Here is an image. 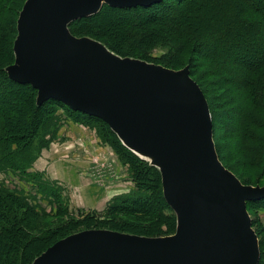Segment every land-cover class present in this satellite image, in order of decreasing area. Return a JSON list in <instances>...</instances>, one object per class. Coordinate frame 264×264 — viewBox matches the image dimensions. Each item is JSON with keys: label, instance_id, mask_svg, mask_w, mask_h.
Returning <instances> with one entry per match:
<instances>
[{"label": "water", "instance_id": "95a60500", "mask_svg": "<svg viewBox=\"0 0 264 264\" xmlns=\"http://www.w3.org/2000/svg\"><path fill=\"white\" fill-rule=\"evenodd\" d=\"M160 1L26 0L22 6L9 79L36 90L37 106L52 99L95 117L127 150L151 158L176 216L171 236L86 230L57 241L32 264L259 263L246 203L264 199V188L242 185L219 162L208 104L188 67L174 71L121 58L68 31L103 5L124 9Z\"/></svg>", "mask_w": 264, "mask_h": 264}, {"label": "rangeland", "instance_id": "374dc122", "mask_svg": "<svg viewBox=\"0 0 264 264\" xmlns=\"http://www.w3.org/2000/svg\"><path fill=\"white\" fill-rule=\"evenodd\" d=\"M5 1L6 0H4V2L3 0H0V6H5V11L2 12L4 13V24L0 26V30L4 27L3 34H6L7 46L5 45V40H3L2 44L4 45L2 49H4V51H1L4 55L2 54L1 56L6 57L3 63V68L6 66L8 68L12 66L15 61V56L12 59L11 54H9L11 51V45L13 51V44H10V42L13 40L14 43L16 38V23L18 15L26 0H12L11 2ZM166 2V4H176L175 0H167ZM238 3L230 7L228 6L227 9H225L226 11L224 10L222 14H217L215 9H213V24H210L211 20L209 19H213V16L209 17V15L206 14L207 11L205 10V14L203 13V15L205 18L207 17L205 22L206 27H202L203 30L200 27L197 31L198 35L184 39L183 35H180V33L178 34L181 38V42L185 45V50L179 51L177 56H170L168 54L169 52L167 49L160 45V43H162L160 38L156 37L153 39L148 35L147 30L157 27V25L147 23V20L145 19H148V17L146 13L142 12H132L123 15L107 12L98 19L78 21L73 26L75 32L71 31L70 28H68V31L73 37L87 38L91 41L102 44L112 53L120 56L121 58L137 59L148 64L159 65L163 68H167L163 66V62L168 59L176 65L167 69L174 71L182 70L188 67L191 79L203 88L210 103V108L208 107L209 112L211 118H214V128L212 126V141L214 143L215 152L219 162L230 173L233 171L237 176L233 173L232 174L242 185L253 188H264V148L260 143L261 140L255 139L243 142V145L249 146L250 151H248V155L243 152L244 149L239 144L240 140L239 143H237L238 136H236L234 132L235 126L233 124V118L236 113L235 111H237L240 106H243V104L245 106L246 103H248V107L250 108L247 90H241L238 87L234 88L230 85V83H228L231 81L232 73L227 74L225 73L226 71H219V75L215 73L214 75L211 74V71L213 67L215 68V66L218 70L224 69L231 71V69H233L246 72L245 69L247 65H254L258 61L262 60L264 58V32L256 35V33L250 31L249 29L248 31L239 30L235 32V34L237 33V36L228 33L225 37H221V40L219 38L218 40L216 39V41L214 40L212 42L207 40L209 37L206 39V28L210 29L209 27H211V25H214V28H217V30H220L221 28H223V30H230L233 27H236L234 26L235 22L233 21V18H231V14H233V12L237 9ZM209 8L211 9V7ZM229 8L232 9L230 10ZM191 9L192 8L187 11V14H189ZM173 12L174 11L169 9L168 13H170V15L167 17H173ZM199 14H201L200 10L196 13L193 12L192 15L198 17ZM179 22L180 25H182L184 23V19H181ZM127 24H133V26L138 28L134 30ZM10 27L11 30H9ZM201 36L206 41L204 45L200 47L199 44L201 43L199 41V37ZM138 40L143 43L150 42L153 45L147 48L148 51L145 52V49H142L139 45L137 46L136 42ZM154 41L156 42L153 43ZM228 46H240L239 48H241L243 52L240 59L234 60V56L228 57L226 55L227 48H224ZM204 54H212L216 60L226 57L229 61L227 64L219 67L216 64H211L212 62L208 63V61H206L207 57H205ZM143 55L145 58H142ZM164 58L166 59L164 60ZM237 76L238 74L232 75L234 78ZM250 76L253 77V75ZM246 78L244 77V79ZM0 82H3L1 73ZM2 85H4V83L0 85V96L2 97V102L1 99L0 102L4 109L5 107L3 102L5 103L7 108L6 111L9 114L11 121L14 122L22 119L21 125L23 126L24 124V127H28L26 134H29L31 131L30 127L33 125L34 121L40 122L47 116L50 117L51 114L57 117L53 120V126L44 127L41 131L40 136H44L45 143L37 158L39 157L41 151L43 149H47L48 146L62 145V141L59 137L62 129L66 127L65 124L67 122L71 121L86 126L95 133L100 142L109 146L118 158L119 164L122 165L124 173H126L129 181V195L136 191V184L131 178V172H135V170L139 168L145 169V166H149L152 167L153 170H150L148 176L146 175L145 178L141 179L139 192L148 193L155 189L153 191L154 194L156 193L158 200H161L162 181L159 170L151 165L149 161L143 159L138 161L132 160V158H129L127 154L125 156L122 151L120 152L122 157H120L119 153L115 151L110 142L106 141L107 137L112 139V136L109 130L102 123L89 119L84 120L83 123L74 120L70 117L71 113H68L59 105H53L52 103L47 104L46 106L44 105L41 110L37 111V113H39V119L35 114L36 110L33 111V108L29 105L28 101L30 93L27 89L23 90L18 88L15 90L13 87H7V85H4L5 87H3ZM253 113L254 114L251 115L250 118L247 120L244 119V124H242L241 127L249 129L251 123H261V125L264 124L262 123L264 121V111L255 109ZM74 116L76 118H80L77 115ZM15 128L16 131L11 130V133L15 132L19 134V125ZM250 128H253V132L257 137L260 139L263 138L264 130H257V127L254 128L252 126ZM251 134H253L252 131ZM120 144L122 145L121 142ZM258 148L259 150L257 151ZM128 159L132 162H130L131 168L129 162L127 161ZM93 161H96V158L93 159ZM96 165L97 166L89 175L99 186H105L104 173L106 171L108 172V170L104 168L103 165ZM136 166H139V168H136ZM229 169H231V171ZM0 176L2 178V180H0V188L7 191H0V196L4 197L7 201H12L11 206L0 207L2 215H9L12 206L16 203L15 201H18L21 204L19 207L20 210L24 209L30 211L27 212L28 215L26 216V220L24 221L25 223L22 228L23 230L21 232H15V229L17 230V226L13 223L7 226L5 224L2 225L9 230H7L8 236L6 235L0 239V264H32L34 259L42 254L47 247L52 246L54 243L67 236L86 230H108L120 234L147 238L171 236L176 230V216L171 213L169 209L164 207H161L160 209H157L158 206L152 207V216L157 219L147 218L146 216L132 218L133 216L130 214H128V216L123 214L118 215L116 212L111 215H106L105 210L110 202H108L105 209L101 212H85L74 209L73 207L71 208V202L65 194L64 188L52 184L47 180H43L41 178L42 176L39 174L37 179L40 182L38 181L37 185H35L36 179L23 180L17 172H12L11 170L0 172ZM39 183L50 186L52 185L51 190L53 193H46V191L42 189L38 190V188L40 189L43 187L42 185H39ZM59 205L65 207L67 206L66 214H56V210L59 208ZM246 210L251 220L252 230L255 232L258 241L260 254L258 264H264V199L253 202L248 201L246 203ZM86 216H88L87 221H83L82 218ZM90 217L94 218L90 220ZM39 234L45 235V237L34 239L35 236H38ZM27 240H29V242L27 245H24Z\"/></svg>", "mask_w": 264, "mask_h": 264}, {"label": "trees", "instance_id": "16d2710c", "mask_svg": "<svg viewBox=\"0 0 264 264\" xmlns=\"http://www.w3.org/2000/svg\"><path fill=\"white\" fill-rule=\"evenodd\" d=\"M11 2L12 0H6L5 2ZM167 0H161L160 2H157L151 6H147V7H143V6H137L135 8H124V9H119V8H113V7H109L107 5H103L102 8L99 10L98 13H96L95 15L86 17V18H81L78 20H75L74 22H72L68 28L71 29V31H74V24L78 21L81 20H90V19H98L100 16H102L104 13L107 12H113V13H118V14H127V13H132V12H142V13H146L148 19L146 22L149 24H154L157 25V27H153L150 28L149 30H147L148 35L155 39L156 37L160 38L162 40V43H160L161 46L165 47L167 49V51L169 52L168 54L170 56H177L179 54V51H184L185 50V45L181 42V38L178 35L180 33V35H183V38H187V37H192V36H196L198 35L197 31L198 29L201 27H206L205 22H206V18L204 17L203 13L205 14V10L207 11L206 14L209 15V17L213 16L212 18H209L211 20L210 24H213V20H214V12L212 11L213 9H215L217 14H222L223 11L225 9H227V7L235 5L237 4V9H236L233 14H231V18H233V21L235 22L234 26H236L234 29H230V30H223V28H221L220 30H217V28H214V25H211V27H209L210 29H207V36L206 39L208 41H216V39L218 40L221 37H225L228 33H231L232 35H235V32L237 31H241V30H247L248 29L250 31H253L254 33L259 34L263 31V27H264V0H175L176 4H166ZM186 1V2H185ZM4 2V0H3ZM183 5V6H181ZM3 7L0 6V26H2L4 24V20H3V14L2 12L5 11V6L2 5ZM23 6V5H22ZM211 7V9L209 8ZM171 9L173 12V17H167L170 15V13H168V10ZM192 8L189 11V14H187V11ZM22 9V7H21ZM230 10L232 8H229ZM200 10L201 14L198 15V17L193 16V12H198ZM229 10V11H230ZM221 11V12H220ZM226 11V10H225ZM163 18V19H160ZM175 19V20H174ZM184 19V23L182 25H180V20ZM165 22V23H164ZM120 23V21H119ZM129 27L133 28L134 30L138 27L133 26V24H127ZM202 25V26H201ZM3 28H1L0 30V73L3 79V82H0V85L2 83H4V85H7V87H13L15 90L19 89H23V90H28L30 93V98H29V105L33 108V111L36 110L35 114L37 115V118H39V113H37L38 110H41L44 105L46 106L47 104L52 103L53 105H59L60 107L64 108L68 113H71L70 117L73 118L74 120L80 121L83 123L84 120H95L97 122L102 123L111 133L112 139L110 138H104L106 141L110 142V144L114 147L115 151L119 153L120 157L121 156V151L123 152V154L132 158V160H142L140 159L138 156H136L135 154H133L132 152H130L129 150H127L124 146H122L118 140V138L116 137V135L114 133L111 132V130L109 129V127L101 120L92 117V116H88L85 114H82L80 112H74L72 110H70L69 108H67L66 106H64L63 104L54 101L52 99L44 102L41 106H37L36 105V90H34L31 86L29 85H22V84H18L12 80L9 79L7 73H6V68H3V63L6 59V57L1 56L3 53L2 51H4V49H2L3 45L2 41L5 40V45L7 46L6 43V34H3ZM155 28V29H154ZM162 28V29H161ZM238 28V29H237ZM205 29V30H206ZM11 30V27L10 29ZM203 30V29H202ZM17 31V30H16ZM230 31V32H229ZM75 32V31H74ZM17 34V32H16ZM3 36V37H2ZM203 36V35H202ZM199 37V41L201 44L200 47L202 45H204L205 43V39L203 37ZM136 37V36H135ZM138 38V37H137ZM149 38V39H151ZM141 40V39H140ZM156 41H154L153 43H155ZM137 46L139 45L142 49H145V52L148 51L147 48H149L150 46H152L153 44L148 42V43H143L141 41H137ZM10 44H13V40L12 42H10ZM238 47H225L224 49H226L227 53L226 55L229 56H234V60L240 59V56H242V50L241 48ZM2 50V51H1ZM9 54H11L12 59L14 58V53L12 51V45H11V51L9 52ZM4 55V54H3ZM7 56V55H5ZM203 56V55H202ZM205 57H207L206 61H208V63L211 64H216L217 66H223L225 64L228 63V59H226V57L216 60L214 55L212 54H204ZM142 58H145V56L143 55ZM140 58V59H142ZM148 58V57H147ZM166 58H164L165 60ZM176 65L175 63L169 61L168 59L165 60L163 62V66L167 67V68H172L171 66ZM210 67V64H209ZM210 69V68H208ZM231 69V68H230ZM245 69V68H244ZM246 72L245 71H241V70H224V69H219L215 66V68L213 67L212 69V75L217 74L219 75V71H226L225 73L227 74H231V81L228 82L230 83V85H232V87H238L241 90L242 89H246L247 90V94H248V99H249V105L250 108L248 107V103H246V105L244 106H240L239 109L237 111H235V115L233 118V124H234V132L236 134L237 137V143H239L240 140V145L241 147L244 149V153L249 155L250 149L249 146L247 145H243V142H246L248 140H261L260 143L261 145H263L264 148V136L262 139H260L259 137H257L254 132H253V128H250L251 126L256 128L257 130H264V124L261 125V123H251L249 129L246 127H241L242 124H244V119L247 120L248 118H250L251 115H253L255 109L259 110V111H264V58L260 61H258L256 64L254 65H247L246 67ZM238 74L237 77H232V75L234 74ZM251 73V74H250ZM253 75L250 76V75ZM240 75V76H239ZM244 75V76H243ZM249 75V76H248ZM248 76V77H247ZM244 77L246 79H244ZM4 85H2L3 87H5ZM199 86V88L201 89L208 107L210 108V103L209 100L207 99V96L203 90V88L197 84ZM8 89V88H6ZM9 90V89H8ZM12 91V90H11ZM20 92V91H19ZM237 93V92H236ZM250 93V94H249ZM239 95V94H238ZM1 102H2V97L0 96ZM0 102V172H4L6 170H11L12 172H17L19 174V176L24 180V179H36V184L39 181L37 179L38 174H34L29 172V169L31 167V165L33 164V162L35 161V159L37 158L41 148H43V145L45 143L44 141V136H40L41 131L44 127H48V126H53V120L56 119L57 117H55V115H52L50 117H46L45 119H42L40 122L39 121H34L33 125L30 127L31 131L29 132V134H26V130H28V127L25 126L24 124L23 126L21 125L22 123V119L20 120H16V121H11L10 120V116L7 113V108L5 103L3 108L2 104ZM236 102V101H235ZM32 103V104H31ZM50 106V105H49ZM53 108V106H52ZM211 111V110H210ZM46 114V113H45ZM77 115L80 118H76L74 115ZM40 119V118H39ZM212 121V126L214 125V118H211ZM264 123V121L262 122ZM19 125V130L20 133H11V130L16 131V126ZM214 128V126H213ZM250 130V131H249ZM47 131V130H45ZM251 131L253 134H251ZM45 133V132H44ZM26 134V135H25ZM24 137V138H23ZM215 138V136H214ZM24 143V144H23ZM244 146V147H243ZM259 150V148L257 149V151ZM251 157V156H250ZM125 161V160H124ZM130 162L131 160L128 159L127 160ZM132 163V162H131ZM139 168V166H136V168ZM131 168V165H130ZM228 168V167H227ZM133 169V168H132ZM153 170L152 167H147L145 166V169L139 168L136 169L135 172H131V178L132 180H134L135 184H136V191L133 194H127V195H123V196H118L113 198L109 205L107 206L105 212L106 215H111L114 214L115 212L119 214H123V215H127L130 214L132 216V218L134 217H141V216H146L147 218H151V219H157L154 218L151 212L152 211V207L158 206L157 209H160L161 207H164L166 209H169L172 212V210L169 208V206L167 205L166 201L164 200L163 194L162 196H160L161 200H158V196L156 197V193L154 194V190H151L148 193H143V192H139V187H140V182L142 178H145V176L149 174V171ZM231 171V169H229ZM233 174H235L233 171H231ZM236 175V174H235ZM237 176V175H236ZM239 178V177H238ZM240 179V178H239ZM40 182V181H39ZM43 187L42 188H38V190H45L46 193H50L52 194V185H44V184H40ZM152 186V185H151ZM1 192H5L6 190H4L3 188H0ZM7 192V191H6ZM56 196V195H54ZM10 197V196H9ZM15 205L12 206L11 212L9 213L8 216H3L2 213L0 212V239L1 237L3 238L4 236H8V231L9 229H6L5 227H3L2 225H9L11 223H13L14 225L17 226V230L15 229V232H21L23 229V224L25 223L24 221L26 220V216L28 215L27 210H20V203L18 201H15ZM253 202V201H252ZM12 201H7L5 200L4 197L0 196V207L1 206H11ZM19 204V205H18ZM65 206L59 205V208L56 210V214L60 215V214H66L67 212V206L64 208ZM55 214V215H56ZM174 214V213H173ZM56 215V216H57ZM94 217H90V220L93 219ZM88 216L83 217L82 220L83 221H87ZM26 225V224H25ZM42 238L45 237V235L39 234L38 236H35L34 239L37 238ZM29 242V240H27V242L24 243V245H27V243ZM49 248V247H47ZM46 248V249H47ZM45 249V250H46Z\"/></svg>", "mask_w": 264, "mask_h": 264}, {"label": "crops", "instance_id": "0c3cea01", "mask_svg": "<svg viewBox=\"0 0 264 264\" xmlns=\"http://www.w3.org/2000/svg\"><path fill=\"white\" fill-rule=\"evenodd\" d=\"M65 126L59 137L62 145L43 149L29 172L64 188L71 208L101 212L113 198L128 194L127 175L112 149L100 142L93 131L71 121ZM96 164L108 170L104 173L105 186H99L89 175Z\"/></svg>", "mask_w": 264, "mask_h": 264}, {"label": "bare ground", "instance_id": "6f19581e", "mask_svg": "<svg viewBox=\"0 0 264 264\" xmlns=\"http://www.w3.org/2000/svg\"><path fill=\"white\" fill-rule=\"evenodd\" d=\"M140 157L139 158H143L144 160H146V161H151V158H149V157H146V156H143V155H139Z\"/></svg>", "mask_w": 264, "mask_h": 264}]
</instances>
